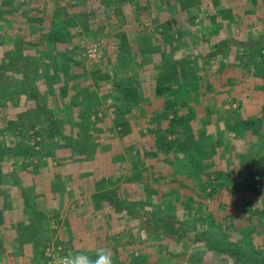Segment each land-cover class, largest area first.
I'll list each match as a JSON object with an SVG mask.
<instances>
[{
	"label": "crops",
	"instance_id": "1",
	"mask_svg": "<svg viewBox=\"0 0 264 264\" xmlns=\"http://www.w3.org/2000/svg\"><path fill=\"white\" fill-rule=\"evenodd\" d=\"M261 8L263 7H257L260 10ZM56 11L57 8L52 13ZM50 15L45 13L47 17ZM213 22V26L201 22L199 32L179 26L178 29H182L187 37L185 40L177 39L173 32L167 51L161 53L158 49L153 56H137L138 59H147L149 63L147 67L136 72L138 101L115 99L109 109L111 118L119 115L117 124L128 120L131 132L120 133L118 137L103 143L97 141L102 131L99 127L102 123H110L111 119L105 117L100 122L95 118L96 113L104 108L102 100L94 93L73 91L72 87L84 89L81 82L88 79L94 84H103L101 80L96 83L93 75L101 71L111 76L109 68L97 67L85 73L80 72L81 68L77 62L68 61L71 66L69 71L59 59L60 52L55 55V51L59 50L57 45L49 43L48 47H51L53 52H48L50 48L46 50L48 54L42 56L44 64L41 70L45 71L52 61L59 72L65 73L69 81L67 87L64 86L66 82L62 81V87L56 89L62 95L60 97H63L60 102L52 104L54 101L49 100L63 131L51 136L43 132L42 138H45L46 146L42 145L40 150L35 151L34 156L22 149L13 150L0 146V264H46L48 247L54 250L55 262L57 257L70 254L74 250L87 248L92 251L97 247H105L111 251L114 264H161V233L159 228L155 230V221L160 219L162 211L164 215L171 216V206L176 203L172 193L175 189L171 192L177 180L176 174L195 173V165L184 164L183 170L181 167L178 169L176 161L174 162V158L177 160L181 156H190L191 153L185 154L184 142L179 143L181 148L176 146L170 151L164 150L153 158L147 155L151 145L146 141L152 139L154 143L158 129L163 131L168 124L163 119L166 107L170 106L167 109L168 120L174 118V112L171 110H178L176 114L179 116H187L181 132L184 130L195 134L199 139L221 142V151L219 148L217 152L220 162H214L215 165L222 166L215 173V177L219 174L218 178L223 182L236 176L237 159L244 156L240 151L231 149L232 142L223 144L225 137L222 132L217 131L218 125L223 126L225 123L215 118L216 109L224 104L226 98H231L224 95L225 90L230 89L227 91L229 94L231 91H238V85L243 97L244 92L248 93L245 85H253L257 88L249 89L252 95L256 97L258 92L264 97V30L255 31V23L248 29L240 28L239 32H234L233 29L227 34L222 32L224 28L221 22ZM252 29L255 34L250 32ZM194 34H197L199 41L195 42L194 39L189 46L190 35ZM204 37L205 42L202 40ZM234 37L237 38V43L233 42ZM226 39L231 40L228 44L232 45V52L228 48L227 52L226 44L218 47L219 42ZM181 40L184 45L178 46L177 42ZM171 43L176 45L173 50ZM242 46L248 47L243 49V56ZM184 47L186 52H180ZM183 59L188 63L184 68L178 67L177 62ZM213 62L216 66L210 67V71L204 68L206 65L211 66L210 63ZM196 63L203 69L198 70V67L192 70L191 65ZM226 66L232 71L225 70ZM52 70L51 68L50 71ZM121 74L128 75L124 72ZM119 77L109 81L117 83L127 79L124 76ZM166 77L167 81L160 80ZM225 84L229 88H226ZM113 86L117 89V86ZM212 86L215 87L210 88ZM158 87L163 90L160 91ZM102 89L108 90L106 87ZM209 92H215L217 98L208 97ZM218 92H221L220 98ZM246 94L241 97L243 103L246 102ZM15 100L12 96L9 102L15 106ZM28 101L25 119L30 122V114L34 111L30 109L31 99ZM62 101L71 104L70 108L73 107L70 120L61 112ZM255 104L257 105V102ZM260 104L262 105V102ZM203 110H208V116ZM7 120L17 123V118L0 117V125H4L0 126V131L5 129ZM41 120L42 125H45L43 127H48V123L42 118ZM66 124L71 126L69 131L64 130ZM246 134L250 138L247 132ZM75 140L80 142V147L76 145L72 148L71 142ZM211 161L206 160V163ZM215 169L212 172L216 171ZM135 176L136 180H129ZM146 176L148 178L144 180ZM148 179L150 187L145 183ZM118 189L119 195L113 199L106 195ZM118 202L123 205H135L136 212L132 214L127 209L114 207V203ZM146 205L151 207L147 208Z\"/></svg>",
	"mask_w": 264,
	"mask_h": 264
},
{
	"label": "trees",
	"instance_id": "2",
	"mask_svg": "<svg viewBox=\"0 0 264 264\" xmlns=\"http://www.w3.org/2000/svg\"><path fill=\"white\" fill-rule=\"evenodd\" d=\"M35 1L38 2V0ZM210 1L214 4V6H216V10L208 9L201 11V7ZM27 2L28 0H0V78L2 79V81H0V106L2 108H6L8 106L9 103L7 104V101L5 100H7L8 97L10 98L11 95L13 96V94L10 93H12L14 88V93L16 95L15 98L24 102H28L30 98L32 101V108L30 107V109H33L34 113L30 114L31 119L29 128H34L37 124L41 125L42 120L40 118H42L48 123V127L37 130L41 136H43V132L49 136L57 133L61 134V131H63V126L56 117L54 110L49 103L48 94L50 93V96L56 94L59 98H61L60 92H57L56 89L62 87V81L66 82L64 83V86L67 87L69 81L64 75L65 73L62 74L59 72L57 66L52 61L50 62V65L46 67L45 71H42L41 69L44 64V58L42 56H38L36 53H46V47H48L46 46V42L53 43L52 45L55 43L60 50L61 48H64V43L70 41L75 37V35L81 32V25H83L85 28L88 27L87 23L89 20L87 19V16L89 15V12H86L81 7L78 9L73 7L74 10L61 9L60 4H57L58 10L47 18L45 13L31 12L33 9L30 10L27 7ZM221 2H223V0H101V4L107 8L106 10L111 12L112 21L118 20V22L124 23L126 19L129 20L130 17L133 18L137 12L139 18H142L143 16V18L146 20H154V22L158 23L151 36H148L149 32H146L144 35L143 40L145 44V54L158 52V49L161 53L167 51V46L170 43V38L173 37V32L175 35H177V39L182 38L184 32L182 29L179 30L178 27L188 23L189 21L197 23V20L201 22L206 19L210 20L211 14H214L215 16V20L212 19V21L217 20L218 22H222L225 20L227 21L226 24L231 20L234 21L235 16L232 13V7L217 9V6H219ZM260 4L263 5L264 9V0H251L250 6L252 8H256L257 5ZM163 8L166 9L165 12ZM125 9H127V13H125ZM172 12H176L178 15L180 14L181 17L173 15ZM14 21L19 24H23L21 28H27H24L26 31H23V33L20 34L14 33V27L11 26L12 22ZM47 21H49L51 25L45 26V22ZM75 26H80V30L76 29V34L72 33V30L75 28ZM48 29L49 32L48 35H46ZM157 36L161 37L162 40L160 42L158 40H153L152 38ZM10 37H15L13 38L15 40L12 41L14 43V48L12 49L5 48L7 43L5 42V39H9L8 41H11L12 38ZM116 37L119 40V52H121V55L131 54L134 47L132 45L133 42L130 32L123 30L118 35H116ZM229 41L231 40H222V42H219L218 47L220 48L222 44H226V49L228 48L231 50L230 52H232L233 48L232 45L228 44ZM237 41V38L233 40L234 43H237ZM245 46H242V51L243 49L248 48ZM3 48L7 49L5 54H2ZM251 49L253 48H250V50ZM6 54L8 57L4 58ZM244 54L245 52L242 54V56ZM262 57V62L264 64V56ZM177 63L179 65L178 67L184 68L188 61L183 59ZM51 68L53 69L52 71H50ZM93 77L96 83L105 78H110L109 75L101 71H97ZM167 78L168 77L162 78L160 80H162V82L167 81ZM41 80L43 82H41ZM42 83L46 86V88H42ZM114 85L117 86L116 93L118 94V100L128 102L138 101V88L133 81L126 79L119 81ZM158 89H160V91L163 90L160 87H158ZM16 101V105L21 103L18 100ZM169 107L170 106L166 107L164 112L166 115L163 117V119L168 122V124L165 126L166 129L163 131L160 130V132L158 131V133H156L157 137L154 140V143L151 142L152 145L147 152V155L152 156L151 158L164 150L170 151L175 146L181 148V145L179 144L180 142L178 140V126H184L187 116H179L176 114L178 110H171L176 115L173 113L174 118L168 120L167 115L169 110L167 109ZM96 114L98 115V113ZM2 118L6 119L7 116H3ZM118 125L122 126V131L120 133L127 134L131 132L132 128H130L128 120L123 124L119 122ZM226 126L231 131L238 133L247 132L251 137L256 136L258 139L264 140V116L259 113L256 116H250L248 118H235L233 121H229ZM18 127V122L16 123L14 120H7L4 130H7L8 133H12L15 132ZM24 129L26 130L27 128L25 127ZM22 132L23 135H25V131H19V133ZM175 133H177L176 139L172 140L169 138L170 134ZM78 142L79 141L76 140L71 142L72 148H75L76 145H79L80 142ZM20 147H22V150L26 151V153H31L33 150V146H30L29 144L20 145ZM194 152L195 151H193L191 154L195 155L196 153ZM236 164L238 173L236 174V177L234 176L235 178L231 177L230 181L222 182L218 178L220 176L218 174L217 177H214L213 181H210V174H208L206 175L207 180H205L201 186L196 184L197 188L193 193L186 188L184 189L187 192H181L179 189L184 187V183L186 180H188L191 173L181 175L176 174L175 178L178 181L175 180V186H172L171 192L175 189V191L172 193L173 195L178 196L179 201L178 203H175L171 206L172 212L174 214H171V216L168 217L164 215L163 211L161 210L162 212L160 213V219L155 221V230L158 228L160 229L161 237H163V239L170 238L179 244L183 243L182 238L187 239L189 243L196 244L198 248L202 247V249L209 253L208 255H210L212 259L216 256H223L224 259L231 260L232 264H264V254H261V252L257 249V247H259L263 242L260 240L259 235L258 238L256 237L255 229L251 227L250 223L246 224L245 229L243 230H245L244 236L249 239L251 244L254 245L257 243V245L254 246V250L247 249L245 247L242 249L240 247H235L234 245H225L224 243L222 244L220 241H216L214 239V232L206 228L197 231V233L191 237L186 233V228L181 226V224H183V220L176 219V210H181L180 208L183 207L191 211L192 207L194 208V205H192L194 203V201H192L193 197H200L203 199L206 196H209L217 199L221 197L226 198L229 196L231 197V203L233 204L235 202L234 197L239 193H241L242 196H244L246 193L255 195L261 194L264 191V165L256 158L245 156H241L239 159H237ZM193 174L194 176H192V178H196L197 173L195 172ZM147 178L148 177L146 176L144 180ZM136 179L137 178L135 176V178H130L129 180L133 181ZM149 181L150 180L148 179V182H145L146 184L148 183V187H150ZM119 190L120 189L111 191L106 193V195H109V198L113 199L114 196H117V194L119 195ZM139 190L141 192L144 191L142 189ZM122 191L124 190L122 189ZM186 194L189 195V198L187 199H185L183 196ZM180 196H182V198ZM256 203L257 210L252 211V215L263 217L264 200L260 199V201H256ZM247 205L250 207L251 204L247 202ZM114 207L127 209L132 214L136 212L135 205H123L122 203L120 204L118 202L114 203ZM145 207L150 208L151 206L146 205ZM209 207L210 206H208V208ZM208 208H203L200 205L198 210L201 214H203V216L207 215L209 219H212L213 216H211V214L208 215L209 213L207 214V212L211 211V208H209V210ZM156 215L157 214L155 212V216ZM156 223H159V225ZM201 224L203 227H205L206 224L209 226L206 220H201L200 225ZM240 225L241 224H239V226ZM239 226L238 224L233 223L230 224L229 227L230 229L235 230ZM259 227H262L261 224ZM187 257V260H189V255H187ZM203 262L204 264H210V262L205 260ZM162 264H177V261L173 263L165 262Z\"/></svg>",
	"mask_w": 264,
	"mask_h": 264
},
{
	"label": "rangeland",
	"instance_id": "3",
	"mask_svg": "<svg viewBox=\"0 0 264 264\" xmlns=\"http://www.w3.org/2000/svg\"><path fill=\"white\" fill-rule=\"evenodd\" d=\"M38 2H36L35 0H28L26 5L30 10L33 9L31 11L33 13L41 12L43 14L44 13L53 14L52 11L57 8V4H60L61 9L63 8V9L74 10L73 7L77 9L81 7L86 12H89V15L87 16V19L89 20V22L87 23L88 27L85 28L83 25H81L82 26L81 32L75 35V37L72 38L70 41L64 43L63 44L64 48H61V50L60 49L57 50V52L55 51V55H58V51L60 52L59 59H61V61L63 62L64 67L67 66L68 68L67 70L69 71L71 70V66L68 64V61L74 62V63L77 62L78 67L81 68L80 72H85V73L90 72L94 68H97V67L107 66L109 68L108 72L111 75L110 78L108 79L105 78L101 80L105 84L104 83L100 85L98 83L94 84L93 81L88 79V80H83L81 82L82 87L84 89L79 90V87H72V90L73 91L78 90V92H82V93L87 92V94L94 93L95 96L99 100H102L104 108L98 113V115H96L95 118L96 120L101 122V120L106 117V118L111 119V122L102 123L100 125L99 128H102V131L100 133L99 138H97V141L99 143L100 142L103 143V141H108L109 139H112L116 136L118 137L120 135V132L122 131V126L118 125L116 122L117 116L119 115L111 118L110 117L111 114L109 113V109L112 108V102H115L116 100H118L117 99L118 94L116 93V89L113 86V84L115 83H112L111 79L115 78L117 80L119 76H124L125 78H127L130 81H133L136 84V80H135L136 72L149 65L147 59L146 61L140 58L138 59L137 56H153L155 53H157V52L148 53V54L144 53L145 44H144L143 38L146 32H149L148 36H151L152 32L155 31V27H157L158 23L154 22V20L152 21L146 20L143 18V16L142 18H139L137 12L136 14L134 13L135 16L133 18L130 17L129 20L126 19L124 23L118 22V20L112 21L111 12L106 10L107 8L103 4H101V0H38ZM250 3H251V0H223V2H221L220 5L217 6V9L225 8V7H232L233 9L232 13L235 16L234 21L231 20L227 24H226L227 21L225 20L221 22L222 27L225 28V31H223L224 29L222 30L223 33L226 32L227 34H229L230 30H233V29H234V32H239L238 30L240 28L248 29V27L249 28L252 27L251 25L255 23H256L255 31L258 30L259 32H261V30H264L262 29L264 28V9L263 8H261V10L257 9L258 6L263 7V5L260 4V5H257V7L255 6L256 8H252L250 6ZM208 9L216 10V6H214V4L210 1L201 7V11L208 10ZM163 10L164 12L166 11V9L164 8ZM127 12H128L127 9H125V13ZM172 14L177 17H181L180 14L178 15V13L176 12L174 13L172 12ZM212 19L215 20L214 14H211L210 20L206 19L203 22L205 24H212L213 26V23L215 22H213ZM196 22L197 23H193L189 21L188 23H185L182 26L185 29L189 28L192 32H199L201 21L197 20ZM48 25H51V23L48 21L45 22V26H48ZM11 26L14 27V33H19V34L23 33V31H26L25 29H27L25 27L21 28L23 24H19L15 21L12 22ZM76 29L80 30V26H75V28L72 30V33L76 34ZM123 30L130 32L132 36V42H133L132 45L134 49L132 48L133 52H131V54L129 55H121V52H119L120 45H119V42H118L119 40L116 37V35H118ZM255 31L252 29L250 32L251 33L254 32L255 34ZM48 32H49V29L47 30L46 35H48ZM10 38H12L11 41H8L9 39H5V42H7L5 48H8V49L14 48V43L12 41L15 40L13 39L15 37H10ZM152 38L153 40H156V41L158 40L159 42L162 40L161 37L159 36L155 38L152 37ZM185 38L187 37H185V33H184V35L182 36V39L185 40ZM194 39H195V42L199 41V38L197 39V34H194L192 36L190 35L189 46L192 45V41H194ZM183 40H181L180 42H177V45L183 46L184 45ZM202 40L203 42H205V37ZM48 44L46 43V46H50V44L49 45ZM175 46L176 45L174 43H171L170 45L171 50H173ZM262 46L264 47V44ZM49 48L50 47H46V50L48 51ZM50 49L51 50L48 52H53L52 48ZM226 50L228 52V49ZM251 50H255V49H251ZM179 51L186 52V48L184 47L182 50H179ZM196 51L197 50H195V52ZM6 52H7V49L3 48L2 54H5ZM36 54H38V56H47L48 53L41 54L40 52H37ZM225 54L228 55L227 53ZM225 57L227 58V56H224V58ZM210 64L211 66L206 65L204 67L208 71H210V67L216 66V63L214 62ZM199 66L200 65L196 63L194 65H191V69L192 70L198 69ZM226 68L224 69L228 71H232L231 69L229 68L226 69ZM202 69H203L202 67L201 68L199 67L198 70H202ZM118 70L120 71L118 72ZM121 70L122 72L128 75L126 76L122 75ZM115 73L117 74L116 77H115ZM81 76H84V75H81ZM79 78L80 77H77L76 79H79ZM0 81H2L1 78H0ZM195 81L198 83L200 82L199 79H195ZM41 82L43 81L41 80ZM224 86H226V88H229L227 87L228 86L227 84H225ZM245 86L248 89L247 94L246 92H244L247 95L246 96L247 99L245 103H243V100H242L245 94L242 97L241 92H240L241 88L238 85H236V88L238 89V91H231L229 94L227 91L230 89L225 90L224 95L226 97L229 95V97L231 98H226L224 104L222 106H219L218 110L216 109V115H215L216 116L215 118H218L219 120H223V124L224 123L226 124L229 121H233L235 118H240V117L244 118L245 116L246 117L256 116L258 115V113L264 116V101H263L264 97H261V95L258 92L256 93V97H255V95L253 96L251 91H249V89L250 88L252 89V87L257 88L256 86L255 87L253 85L250 87L248 85H245ZM104 87H106L108 90L102 89ZM111 87L113 89H111ZM214 87L215 86H212L210 88H214ZM42 88L43 89L46 88V86L43 83H42ZM111 92H113V94L110 95ZM218 93H219L218 97L220 98L221 92H218ZM10 94H13V97H16L14 93V88L12 90V93ZM253 94L255 93L253 92ZM50 95L51 94L49 93L48 94L49 100L54 101L52 104L56 102H60L63 98V97L59 98L55 94H53L52 96ZM216 95L217 94L215 92H209L208 97L213 96L217 98ZM259 97H261L260 98L261 100L259 99ZM16 100H18L21 103L13 106L14 103L9 102L10 98L8 97V99L5 100L7 101V104L9 103L8 106L6 108L1 107L0 109L1 118L3 116H7V118L14 117V118H17V122L19 124V127L16 129V131L12 133H8L7 130H4L1 128L2 131H0V146L6 149L8 148V149H13V150L14 149L18 150L19 148L22 149L20 145L29 144L30 146H33V150L30 154H33L34 156L36 155L35 151L40 150L43 147L42 145H44L46 142L45 138L43 139L41 134L37 131L41 128H44L43 126L45 125L37 124L36 127L29 128L30 122H28L25 119L27 116V112H26L27 106H28L27 103L29 101L24 102V101H20V99H17V98ZM16 100L15 102H17ZM254 101L255 103L257 102V105L254 103ZM259 101L260 103L262 102V105L259 103ZM65 102L64 101L61 102V109L63 107L61 112L63 113V116L65 115L66 118L70 120L73 116V107L70 108L69 106H71V104L69 105V104H66L67 102L66 103ZM194 104L196 105V103ZM248 104L249 106H247ZM250 104H254V105L250 106ZM194 110L195 109H191V111H194ZM195 112H197V110ZM203 112H205V115L208 116V110H203ZM193 118L195 119L196 115H194ZM206 118H209V117H206ZM225 124L223 126L218 125L219 128L217 130L219 132H222L223 136L225 137L222 143L223 144L227 143L228 145V142H232L231 149L240 151V153H243L245 157L256 158L258 161H260L264 165V140H260L256 136L255 137L250 136L249 138V136L245 132L238 133V132L231 131L228 129V127ZM0 126L3 127L4 125H0ZM25 127L27 128L26 130L24 129ZM69 128H71L70 124H66V126H64V130L66 131H69ZM183 128L184 126H181V125L178 126V132H179L178 140L181 143L184 142V144L186 145L185 154L192 153L193 151H195L194 153L196 154L195 155L190 154L189 157L181 156V157H178L177 160L176 158H174V162L176 161L177 163L176 166L178 167V169L181 167L183 170L185 168L183 167L184 164L185 165H187V163L191 165L196 164L193 170V172L197 173L196 178H192L194 174L190 172L191 174L188 180H186V182L184 183V187L179 188L181 192H184L185 191L184 188H186V189H189L190 192L193 193L194 190L197 188L196 184H199V186H201L205 182V180H207L206 175L210 174L209 176L210 181H213L214 177L216 176L215 173H217V171H219L220 168L222 167V166L215 165V162H214L217 160L218 162H220V159L217 158L218 156L217 152L221 146V142L217 140L207 141L202 138H200L202 139L200 140L198 137H195V134H191V132H188V131L186 132L184 130L183 132H181L180 129H183ZM21 130L25 131V135H23V132L19 133V131ZM160 130L162 131V129L159 128L158 131L160 132ZM169 138H171L172 140L176 139L177 133L170 134ZM152 141L153 140L150 139V140H147L146 143H148V145L150 146L152 145L151 144ZM244 142H245V145H243ZM91 143L93 144V142ZM58 144L59 143H57V145ZM78 147H80V145ZM174 148H176V146ZM219 150L221 151V148ZM248 151H250V153H248ZM206 160L207 161L212 160V161L207 164ZM214 169L216 171L212 172V170ZM186 174H188V172ZM233 175L234 174L232 173V176ZM229 176L230 175H228V178ZM183 196L185 197V199L189 198L188 194L183 195ZM180 197L182 198V196ZM230 198L231 197L229 196H227L226 198L221 197L217 199L214 197H209V196H206L203 199L200 197H193L192 201H194V203L192 202L193 203L192 205H194V208L192 207L190 211L189 209L187 210L181 207L180 208L181 210L175 211V214H177V218L176 217L175 218L178 220H183L182 221L183 224H181V226L186 228V233L191 237H193V235L197 233V231L206 228V229L212 230L214 232L213 233L214 239L216 241L217 240L220 241V243L222 244L224 243L225 245H234L235 247H240L242 249L245 247L247 249L254 250V246H256L257 243L254 245L251 244L249 239L246 236H244L245 230H243L245 229L246 224L250 223L251 227L255 229L256 237L258 238V235H259L260 240L263 242L259 247H257V249L261 252V254H264V216L261 217L257 215H252V211L257 210L256 201L258 202L260 201V199L264 200V191L261 194H257V195L246 193L244 196H242L241 193H239L234 197L235 202L233 204L231 203ZM175 199H176V203H178L179 200H178L177 195H175ZM247 202L251 204L250 207L247 205ZM200 205L203 208H208V206H210L209 208H211V211L207 212V214L208 213H209L208 215L211 214V216H213L212 219H209L207 215L203 216V214L199 212L198 209ZM171 214H174V213L171 212ZM181 216H184V217H181ZM201 220H206L209 226L207 224L205 225V227H203L202 224L200 225ZM233 223L238 224V226L239 224H241L239 226L240 228L239 227L236 228L237 230L230 229L229 226L230 224H233ZM260 224L262 227H259ZM160 241L162 243L161 244L162 245L161 264L165 262L173 263L176 261H177V264H204L203 262L204 260L207 262H210V264H232L231 260H226L223 258V256H216V257H213L212 259L210 255H208L209 253H207L204 249H202V247L198 248L196 244L189 243L187 239H184V238H182V241H183V243H181L182 246L181 244L176 243L175 240L173 241L170 238L163 239V237H160ZM187 255H189V260H187L188 259Z\"/></svg>",
	"mask_w": 264,
	"mask_h": 264
},
{
	"label": "clouds",
	"instance_id": "4",
	"mask_svg": "<svg viewBox=\"0 0 264 264\" xmlns=\"http://www.w3.org/2000/svg\"><path fill=\"white\" fill-rule=\"evenodd\" d=\"M56 264H114V259L108 248L97 247L92 251L81 248L57 257Z\"/></svg>",
	"mask_w": 264,
	"mask_h": 264
},
{
	"label": "built area",
	"instance_id": "5",
	"mask_svg": "<svg viewBox=\"0 0 264 264\" xmlns=\"http://www.w3.org/2000/svg\"><path fill=\"white\" fill-rule=\"evenodd\" d=\"M53 251L54 250L52 247H48L47 252H46V254L48 256L46 264H55L56 263L55 262V255H54Z\"/></svg>",
	"mask_w": 264,
	"mask_h": 264
}]
</instances>
